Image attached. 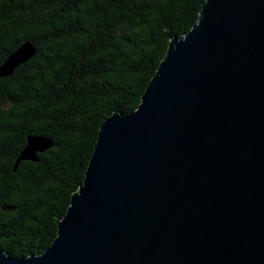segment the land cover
<instances>
[{
    "label": "water",
    "instance_id": "1",
    "mask_svg": "<svg viewBox=\"0 0 264 264\" xmlns=\"http://www.w3.org/2000/svg\"><path fill=\"white\" fill-rule=\"evenodd\" d=\"M52 146L29 136L17 164ZM0 264H264V0H205L138 108L101 125L50 247Z\"/></svg>",
    "mask_w": 264,
    "mask_h": 264
},
{
    "label": "trees",
    "instance_id": "2",
    "mask_svg": "<svg viewBox=\"0 0 264 264\" xmlns=\"http://www.w3.org/2000/svg\"><path fill=\"white\" fill-rule=\"evenodd\" d=\"M204 1L0 0V66L26 42L37 50L0 77V252L50 247L101 125L138 108L170 41L192 29ZM29 136L53 146L17 164Z\"/></svg>",
    "mask_w": 264,
    "mask_h": 264
}]
</instances>
